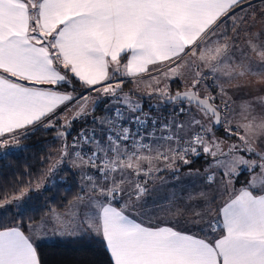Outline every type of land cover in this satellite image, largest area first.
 <instances>
[{
    "label": "snow or ice",
    "instance_id": "1",
    "mask_svg": "<svg viewBox=\"0 0 264 264\" xmlns=\"http://www.w3.org/2000/svg\"><path fill=\"white\" fill-rule=\"evenodd\" d=\"M250 77L264 84V0H0V149L38 127L55 129L61 147L48 172L66 158L82 170L65 211L30 219L28 234L23 222L0 228V264H42L33 235L45 234L49 219L58 234L102 237L111 264H264V117L253 114L264 95L243 100L234 122L229 94ZM137 81L187 118L159 126L153 119L149 130L142 105L121 94ZM176 81L184 90L172 94ZM104 97L120 105L99 119L104 136L82 129L69 145L72 122ZM219 129L233 142L217 138ZM201 155L211 158L203 180L222 198L216 212L208 209L204 235L142 218L148 180ZM243 171L250 178L236 189ZM26 196H5L0 208L15 204L19 212Z\"/></svg>",
    "mask_w": 264,
    "mask_h": 264
},
{
    "label": "trees",
    "instance_id": "2",
    "mask_svg": "<svg viewBox=\"0 0 264 264\" xmlns=\"http://www.w3.org/2000/svg\"><path fill=\"white\" fill-rule=\"evenodd\" d=\"M129 85L128 82L125 83L123 92L130 90ZM171 87L177 90L176 88L181 87V83L173 82ZM77 91H80L79 85ZM105 99L106 97L100 99L93 113L73 121L67 141L78 129L86 126L94 127L95 121L92 116L101 115ZM156 99L140 98L145 103ZM168 108L169 106L165 104L164 109ZM221 131L222 129L217 130V132ZM59 147L55 129L38 127L27 138L21 137L19 146H14L10 141L7 148L0 149V199L29 190V197L19 212L16 207L0 211V228L12 227L23 222L27 234L30 219L39 222L52 208L59 212L65 211L69 201L80 191L79 172L71 169L57 171L53 185L45 188L41 193L37 194L30 190L45 178ZM191 159L193 162L190 165L182 164L184 169H200L206 162V159L201 157ZM36 246L42 264H111L103 239L94 234L60 238L52 242H38Z\"/></svg>",
    "mask_w": 264,
    "mask_h": 264
},
{
    "label": "crops",
    "instance_id": "3",
    "mask_svg": "<svg viewBox=\"0 0 264 264\" xmlns=\"http://www.w3.org/2000/svg\"><path fill=\"white\" fill-rule=\"evenodd\" d=\"M257 2H258V0H253L254 4ZM249 79L253 82L250 83L247 87H245L241 91L237 92V91H235V89H229V94L233 96V100L235 101L236 115H235L234 122L241 119V117L239 115V111H240L239 105L243 100L251 99L253 96H256V95H264V84L255 83L257 77H250ZM128 83L130 84L129 89H130V86L136 85L137 88H139L141 90L144 89L145 90L144 94L146 96H149V95H147V92L149 91V89L146 87V84L144 81H137L136 83H132V82H128ZM161 86H163V85H161ZM169 88H170V92L172 94H175L176 91H183L184 90L182 84H181V87L177 90H173V88L171 87V84H170ZM93 96H95V93H93ZM152 96H156V95H152ZM112 112L109 114L108 117L111 116ZM142 112L146 113L144 110H142ZM167 112H168L167 110H162L159 113L150 112V114L149 113H146V114L151 116V118H153V119L155 118V120H157L158 123H166V122H168L166 120ZM175 114H177V113H175ZM253 114L256 115L258 118L264 117V108L256 106ZM186 118H187L186 115H184V118H180V120H184ZM177 119H179V118H177ZM162 120H164V121L161 122ZM94 126L98 127V128L99 127H104V128L107 127V125H101L97 121H95ZM102 136H104V133H100L98 138H100ZM216 136H217V134H216ZM217 138H219V139L224 138L225 143L233 141L231 138L226 137L225 133H224V135H222L221 138H220V136H217ZM190 158H196V157H190ZM201 158L206 159V162L203 164L202 168H200V169H184L182 167V164H180L178 172H174L171 170H163V171L156 173L151 179L148 180L147 184L145 185V187L147 188V192L143 196L141 201L139 202L140 207L137 209V211L142 215V218H144V219H157L156 218L157 212H153V209H154L153 207H157L160 205H166L167 203H170V201H172V200L175 201V200L179 199L178 198L179 197L178 191L180 189V183H182V182L187 183V181H189L190 182L189 184H192L194 182H198L199 177H201V178L203 177L202 173L204 172V169L207 165L206 163L210 157H205V156L201 155ZM69 162H71V159L69 160ZM76 168L77 167H75L73 169L71 167V169H73L75 172L81 170L79 168H77V169ZM197 170H199V173H200L199 177L195 175V172ZM190 172L193 173V175H189ZM79 175H81V174H79ZM245 185L246 184L242 183L241 185H238L237 189H239L240 187L245 186ZM181 187H182V185H181ZM161 202H164V203H161ZM143 211H147V212L143 213ZM192 212H194L193 209H192ZM208 217H209V219H211V215ZM172 218L176 221L170 220V219H165V220H168L171 222H178L177 226H184V227L191 229V231L193 233L199 234L201 236L204 235V232H202L201 229L205 228V223L207 221L203 222L204 224L203 223L202 224L201 223L193 224V223H191V221L196 220V219H194V217H192V218L182 217L180 214H175V213L172 214ZM196 225H200V226L195 227ZM47 228H48V231L45 234L33 235V241H34L35 245L38 242H52L56 239L71 237L70 235H61V234L54 232L53 231L54 221H52L51 219H49ZM87 234H94V233L87 231L85 229V230H82V231H79L78 233H76L75 237H80V236L87 235ZM96 236H98V235H96ZM98 237H100V236H98ZM72 238H74V237H72Z\"/></svg>",
    "mask_w": 264,
    "mask_h": 264
},
{
    "label": "rangeland",
    "instance_id": "4",
    "mask_svg": "<svg viewBox=\"0 0 264 264\" xmlns=\"http://www.w3.org/2000/svg\"><path fill=\"white\" fill-rule=\"evenodd\" d=\"M163 85V84H162ZM176 88V87H175ZM178 89V88H176ZM144 89H139L135 86H130V91H125L122 92L123 93H129L133 99L137 100L141 105H142V110H144L146 113L150 112H157L159 113L162 110H166L164 109L165 103L159 99L157 96H146L144 94ZM96 95V94H95ZM140 98L142 99H146V98H157L156 100H153L151 102H147L145 103L144 101L140 100ZM100 101V100H99ZM99 104V102H98ZM96 107V106H95ZM95 107L93 109V106L90 104L89 108L93 109L91 113H93V111L95 110ZM116 107H120L119 104H113L112 103V98L111 97H106V99L104 100V103L102 105V111H101V115H93V119L95 121H97L99 123V119L103 118V117H108L109 114L116 108ZM179 107H181V105L179 104H172L171 106H169V108L167 109V118L166 120L169 121L171 120L173 117H177V118H184V114H179L178 110ZM177 113V114H175ZM89 114V115H90ZM102 116V117H100ZM165 120V121H166ZM164 120H162L161 122H163ZM94 126V125H93ZM93 128H98V127H93ZM99 128H104V127H99ZM224 131L222 129L221 132H216L217 136H220V138L222 137ZM57 139V138H56ZM222 140H224V138H221ZM58 143H60V147H61V141L59 139H57ZM233 142V141H232ZM232 142H227L228 143H232ZM67 143L69 145L72 144V142L70 140L67 141ZM59 147V149H60ZM69 151L71 152L72 149H69ZM59 159V150L56 152L54 160L52 162V165ZM71 158H66L65 159V163H61L59 168L52 172V173H47L45 178L39 183L40 184V188L38 191H34L35 193L39 194L41 193L45 188L50 187L53 185V181H55V173L59 170L62 169H71V167L74 169L75 167L72 166L71 162H69ZM211 163V158L208 159L207 161V165L205 167L208 168L209 164ZM51 165V167H52ZM71 169V170H73ZM77 169V168H76ZM205 169L204 172L202 173L203 176L205 174ZM74 171V170H73ZM82 170L76 171L79 172V174H81ZM219 177V174H218ZM201 177H199V181L198 182H194L192 184H189L190 182L187 181V183L182 182L180 183V189L178 191L179 194V199L177 200H172L170 201V203H165L166 205H160L157 207H153V212H157L156 213V218L157 219H161V220H165V219H170V220H174L172 218V214H177L179 212V214L182 217H187V218H192L194 217V219H200L202 222L208 221L209 217L208 216H212L211 213H209L208 209L209 207H211L213 213L216 212L218 210L219 205L222 203V198H221V194L220 192L217 190V186L213 185V186H208L207 184H205L203 177L200 179ZM249 174L247 171H243L236 179H235V188L237 189L238 185H241L242 183L247 184V181L249 180ZM79 180H80V184H81V175H79ZM182 185V187H181ZM37 185H35L33 187V189H36ZM27 193V196L24 198L23 204L24 205L26 199L29 197V190L24 191ZM200 192H205L208 194V201H205L204 198L199 197L198 194ZM192 196L194 197V199H189V197ZM226 198V197H225ZM210 202V203H209ZM164 203V202H161ZM15 207V204H8L3 208H0V211L6 209V208H12ZM192 209L194 210V212L198 211L201 213V217H195L193 216ZM150 210V209H149ZM147 211H143V213H146ZM184 215V216H183ZM208 217V218H207ZM176 221V220H174ZM204 224V223H203ZM200 225H196L195 227H199ZM71 237H75L76 234L74 235H70Z\"/></svg>",
    "mask_w": 264,
    "mask_h": 264
},
{
    "label": "built area",
    "instance_id": "5",
    "mask_svg": "<svg viewBox=\"0 0 264 264\" xmlns=\"http://www.w3.org/2000/svg\"><path fill=\"white\" fill-rule=\"evenodd\" d=\"M113 112H114V110H113ZM113 112H112V114H111V116L113 115ZM140 113H136L135 115H139ZM146 114V113H145ZM125 115L126 116H129V115H133V114H129L126 110H125ZM147 118H148V120H149V123H148V125L146 126L149 130L151 129V120H153V118H151V116H149L148 114H147ZM155 119V118H154ZM123 126H129V121L126 119V120H124L123 122ZM158 126H159V123H158ZM86 130V131H88V132H91L93 129H95V135L97 136V138H98V136H99V134L100 133H104V130L106 129V128H93V127H82V128H80V129H78L77 131H76V133L73 135V137L70 139V141L71 142H73V138L74 137H78L79 136V134H80V132H81V130ZM132 130L133 131H135L136 130V126H132ZM90 150V145H83V151L84 152H88ZM201 157V156H200ZM196 158H199V157H196ZM141 179H143V177H141Z\"/></svg>",
    "mask_w": 264,
    "mask_h": 264
},
{
    "label": "water",
    "instance_id": "6",
    "mask_svg": "<svg viewBox=\"0 0 264 264\" xmlns=\"http://www.w3.org/2000/svg\"><path fill=\"white\" fill-rule=\"evenodd\" d=\"M164 102V101H163ZM165 103V102H164ZM167 106H171L172 105V103H165Z\"/></svg>",
    "mask_w": 264,
    "mask_h": 264
}]
</instances>
